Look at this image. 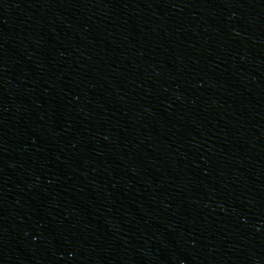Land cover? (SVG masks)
<instances>
[{
	"label": "water",
	"instance_id": "1",
	"mask_svg": "<svg viewBox=\"0 0 264 264\" xmlns=\"http://www.w3.org/2000/svg\"><path fill=\"white\" fill-rule=\"evenodd\" d=\"M0 264H264V0H0Z\"/></svg>",
	"mask_w": 264,
	"mask_h": 264
}]
</instances>
